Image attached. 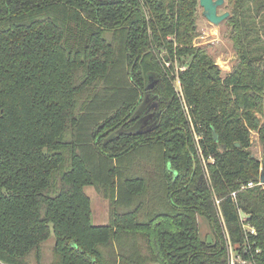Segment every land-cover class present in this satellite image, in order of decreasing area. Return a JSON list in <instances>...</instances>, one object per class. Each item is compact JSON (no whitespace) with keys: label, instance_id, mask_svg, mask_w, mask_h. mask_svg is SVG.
Here are the masks:
<instances>
[{"label":"trees","instance_id":"1","mask_svg":"<svg viewBox=\"0 0 264 264\" xmlns=\"http://www.w3.org/2000/svg\"><path fill=\"white\" fill-rule=\"evenodd\" d=\"M226 2L223 74L200 0H0V264H264V0Z\"/></svg>","mask_w":264,"mask_h":264},{"label":"rangeland","instance_id":"2","mask_svg":"<svg viewBox=\"0 0 264 264\" xmlns=\"http://www.w3.org/2000/svg\"><path fill=\"white\" fill-rule=\"evenodd\" d=\"M225 11H229V7L227 2L219 7L218 13L222 14ZM202 7L199 8L200 18L198 20V31L200 32L199 36L195 39V44L202 45L208 47L210 53L215 58L216 64L220 66V68L224 73L230 72L233 69L236 60V53L234 47H232V43L230 41V35L228 26L226 24V19L222 21L219 25H216L208 20L206 16H204ZM180 67V65L176 64V67ZM175 79V78H174ZM174 82V80H173ZM176 82H174V85ZM154 100H148L146 107L153 104ZM142 106V105H141ZM144 116V115H143ZM142 115L140 116L143 117ZM153 123V122H152ZM141 125V123H140ZM150 125V124H147ZM251 151L260 159L263 156V147L261 145L259 135L257 132H252V144ZM86 193L90 197V201L92 202V218L95 224H106L109 221V204L104 201L101 196L98 194L95 187L86 186ZM200 232L203 237H207L209 241L213 239L212 233L210 232V228L208 226L207 221L201 217L200 218ZM54 240V236L52 237ZM48 245L52 246L53 241H50Z\"/></svg>","mask_w":264,"mask_h":264},{"label":"built area","instance_id":"3","mask_svg":"<svg viewBox=\"0 0 264 264\" xmlns=\"http://www.w3.org/2000/svg\"><path fill=\"white\" fill-rule=\"evenodd\" d=\"M165 64L167 66H170V62L169 61H165ZM180 69H184L183 67H176V76L174 79V82H176L175 84V88L178 92V94L180 95L181 98H183V90H182V84L179 78V70ZM184 99V98H183ZM203 161H205V159H203ZM263 185L264 186V182H262V180H259V182H255V181H250L248 184H244L242 186L243 188L246 187H254V186H258V185ZM232 195L235 197L236 196V192H233ZM217 203H220L219 200H217ZM240 215L242 217V221H243V227L245 228L246 231H251L252 233H257L255 231V228L252 227L249 222H248V214H246L245 212L243 213L242 211H240ZM225 239H226V248L228 249V264H252V259L251 257L248 256H244V254L242 253L241 249L238 248L237 245H235L231 239V236L229 234V232H227L225 230ZM246 251H249V248H246Z\"/></svg>","mask_w":264,"mask_h":264},{"label":"water","instance_id":"4","mask_svg":"<svg viewBox=\"0 0 264 264\" xmlns=\"http://www.w3.org/2000/svg\"><path fill=\"white\" fill-rule=\"evenodd\" d=\"M225 2H226V0H200V6L203 9L202 14H204V16H206L208 18V20L211 21L212 23L219 25L220 23H222L223 20H225L230 15L229 11H225L222 14L218 13L219 7L222 6L223 4H225ZM154 106L157 107L158 103L155 104ZM153 114H155V113H153ZM158 114H159V112L156 114V116ZM150 127H151V125L145 129H148ZM217 138L218 137H217V133H216V139ZM260 180H262V182H264V172L262 173Z\"/></svg>","mask_w":264,"mask_h":264},{"label":"flooded vegetation","instance_id":"5","mask_svg":"<svg viewBox=\"0 0 264 264\" xmlns=\"http://www.w3.org/2000/svg\"><path fill=\"white\" fill-rule=\"evenodd\" d=\"M148 100L151 101V100H154V99L149 97L148 95H145L143 97V102L144 103L143 102H142L143 104L141 103L142 106L140 105L139 110L136 112V116H141V115L143 116L144 115L143 117H141L139 119V125L141 123L140 127L141 126L144 127L147 124H149L150 122L155 121L156 117H157L156 114L158 112V106L157 107L154 106L157 103H153L152 105H149V106L146 107V104H147ZM153 113H155V114H153Z\"/></svg>","mask_w":264,"mask_h":264}]
</instances>
